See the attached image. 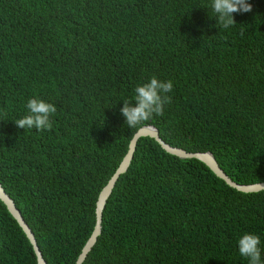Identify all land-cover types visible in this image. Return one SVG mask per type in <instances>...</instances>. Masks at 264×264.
I'll return each mask as SVG.
<instances>
[{"label": "trees", "instance_id": "trees-1", "mask_svg": "<svg viewBox=\"0 0 264 264\" xmlns=\"http://www.w3.org/2000/svg\"><path fill=\"white\" fill-rule=\"evenodd\" d=\"M247 2L224 29L211 0H0V184L46 264H75L142 127L210 152L239 185L264 182V0ZM152 76L173 82L171 103L130 128L120 109ZM34 96L57 106L51 131L14 123ZM244 233L260 237L264 261V191L238 192L145 137L83 264H248ZM0 264H36L1 201Z\"/></svg>", "mask_w": 264, "mask_h": 264}, {"label": "clouds", "instance_id": "clouds-1", "mask_svg": "<svg viewBox=\"0 0 264 264\" xmlns=\"http://www.w3.org/2000/svg\"><path fill=\"white\" fill-rule=\"evenodd\" d=\"M211 8L218 25L227 29L236 23L233 13L250 12L252 5L247 0H211ZM172 91L173 82L171 80L162 81L156 76H152L146 83L138 84L134 89L133 99L124 100V105L120 109L128 127L135 128L154 116H162L165 105L171 103V97L167 93ZM133 101L135 106H133ZM25 108L26 114L14 122L18 128L35 129L38 132L52 130L53 117L57 114V106L54 103L34 96L27 99ZM260 244V237L256 234L244 233L239 238V254L247 259L248 264H264Z\"/></svg>", "mask_w": 264, "mask_h": 264}, {"label": "water", "instance_id": "water-1", "mask_svg": "<svg viewBox=\"0 0 264 264\" xmlns=\"http://www.w3.org/2000/svg\"><path fill=\"white\" fill-rule=\"evenodd\" d=\"M145 137H149L153 139L160 146V148L169 155L175 156L182 160L195 159V160L202 162L206 167L209 168V170L217 178L221 179L227 186H229L232 189H235L238 192L257 193L260 191H264V182L252 184V185H239L233 182L219 167V165L217 164V162L215 161L214 157L212 156L210 152L191 153V152H186L179 148L172 147L168 145L167 143H165L160 138L158 131L154 127L152 126L142 127L138 129L136 133L133 135V137L131 138L125 156L123 157L116 171L113 173V175L110 177L106 185L101 189L98 195L96 205H95L94 228H93V231L90 237L88 238L85 245L83 246L75 264H83L87 255L91 252L93 246L97 242V238L101 234L102 213L107 203V200L111 196V193L119 177L127 171L133 159V155L136 150L137 142L139 141V139L145 138ZM0 201L4 204L8 213L16 221V223L18 224V226L20 227V229L26 236L27 240L29 241L32 247V250L34 252V255L36 257V264H46L42 256V253L37 245L34 234L32 233L31 229L24 221L20 211L16 208L14 201L5 192L1 184H0Z\"/></svg>", "mask_w": 264, "mask_h": 264}]
</instances>
